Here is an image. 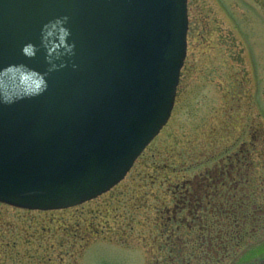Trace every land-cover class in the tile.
<instances>
[{"label":"water","instance_id":"1","mask_svg":"<svg viewBox=\"0 0 264 264\" xmlns=\"http://www.w3.org/2000/svg\"><path fill=\"white\" fill-rule=\"evenodd\" d=\"M187 3L0 0V89L16 90L8 65L48 72L42 94L0 103V202L66 209L126 177L172 115L187 56ZM63 17L74 47L49 54L59 35L42 43V30ZM29 42L38 46L32 58L21 52Z\"/></svg>","mask_w":264,"mask_h":264},{"label":"rangeland","instance_id":"2","mask_svg":"<svg viewBox=\"0 0 264 264\" xmlns=\"http://www.w3.org/2000/svg\"><path fill=\"white\" fill-rule=\"evenodd\" d=\"M188 11L187 56L160 135L93 201L53 212L0 203V240L17 242L11 255L3 248L0 264H156V221L173 207L176 183L237 157L246 156L241 172L264 201V0H189ZM262 243L245 250L263 256Z\"/></svg>","mask_w":264,"mask_h":264},{"label":"trees","instance_id":"3","mask_svg":"<svg viewBox=\"0 0 264 264\" xmlns=\"http://www.w3.org/2000/svg\"><path fill=\"white\" fill-rule=\"evenodd\" d=\"M245 160L237 157L215 171L206 169L195 182L176 183L173 207L156 221L161 239L156 264H230L244 248L264 238V201L255 191V179L249 182V173L241 172ZM173 169L170 164L163 168ZM3 242L0 253L11 255L16 240L5 241V247Z\"/></svg>","mask_w":264,"mask_h":264},{"label":"clouds","instance_id":"4","mask_svg":"<svg viewBox=\"0 0 264 264\" xmlns=\"http://www.w3.org/2000/svg\"><path fill=\"white\" fill-rule=\"evenodd\" d=\"M67 17L57 18L55 21H50L48 24L44 25V30H42V43L47 42V38L52 36L54 32H57L59 35V44H53L51 48H48L49 54L55 48H59L61 45L65 47V51L71 53L74 45L68 43V37L71 35L70 30L64 25L67 22ZM38 51V46L32 42L26 43L23 45L21 52L27 58H32L36 55ZM51 61V56L49 57ZM56 65L53 64L48 71H51L55 68ZM5 73L11 72L14 77L18 78V83L16 85V90L14 93H10L7 88L0 89V103H11L15 99L25 98L35 95H40L46 91L48 87V72H41L28 64H11L3 69ZM27 74L26 80L24 83L21 81V74ZM27 83V87H25Z\"/></svg>","mask_w":264,"mask_h":264},{"label":"flooded vegetation","instance_id":"5","mask_svg":"<svg viewBox=\"0 0 264 264\" xmlns=\"http://www.w3.org/2000/svg\"><path fill=\"white\" fill-rule=\"evenodd\" d=\"M155 261V260H154ZM155 263H157V262H155Z\"/></svg>","mask_w":264,"mask_h":264}]
</instances>
